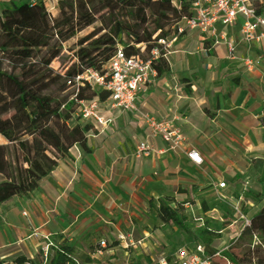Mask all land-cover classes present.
Segmentation results:
<instances>
[{"label":"crops","instance_id":"crops-1","mask_svg":"<svg viewBox=\"0 0 264 264\" xmlns=\"http://www.w3.org/2000/svg\"><path fill=\"white\" fill-rule=\"evenodd\" d=\"M232 36L237 43L235 59H221L225 47L212 43L204 60L208 70L198 67L195 61L200 60L194 52L168 51V73L154 79L138 103L145 113L175 118L173 125L182 131L186 147L201 155V168L184 153H160L157 139H149L154 151L148 157L135 158V148L148 132L137 119L106 109L101 116L111 123L105 129L93 124L97 133L88 139L90 154L74 146L69 158L60 161L28 197L12 195L0 204V264H15L16 259H24L23 264H55L57 253H50L57 252L60 245L69 248L70 257L79 262L88 256L102 264H131L130 255L139 259L144 246H151L139 218L141 209L151 200L161 205L162 196L173 187L180 192L189 185L191 173L207 168L205 159L220 160L212 146L227 140L240 152V160L264 161V123L260 119L264 40L247 47ZM197 38L212 42L196 31L174 42ZM244 57L260 60L259 66L247 70ZM219 69L234 73L230 93L228 86L223 91L214 86L225 79L217 73ZM194 70L196 80L191 75ZM196 87L204 90L196 91ZM119 235L130 236L133 245L125 248V242L116 240ZM101 240L107 242L106 249L98 247ZM90 242H96V250L87 252Z\"/></svg>","mask_w":264,"mask_h":264},{"label":"trees","instance_id":"trees-1","mask_svg":"<svg viewBox=\"0 0 264 264\" xmlns=\"http://www.w3.org/2000/svg\"><path fill=\"white\" fill-rule=\"evenodd\" d=\"M193 1L50 0L46 4L28 0L23 5L28 20L20 21L16 2L0 0V204L12 195L28 197L60 161L69 158L74 146L90 154L88 139L97 131L91 123H79V102H104L107 94L86 86L76 89L75 77L88 69L101 72L118 45L127 56L152 61L158 76L168 73V50L160 41L178 39V24L190 17ZM252 4L256 14L264 12V0ZM9 24L15 26L8 29ZM96 24L100 35L76 51L74 62L62 74L55 72L51 64L74 27ZM67 90L70 93L65 94ZM53 120L61 123L63 132ZM184 204L161 208L150 204V208L162 226L196 239L185 225ZM217 237L205 227L197 240L207 246ZM234 247L239 254L228 250L223 255L229 263L264 264V205L241 229ZM70 254L60 245L55 264L69 262Z\"/></svg>","mask_w":264,"mask_h":264},{"label":"rangeland","instance_id":"rangeland-1","mask_svg":"<svg viewBox=\"0 0 264 264\" xmlns=\"http://www.w3.org/2000/svg\"><path fill=\"white\" fill-rule=\"evenodd\" d=\"M3 1H15L18 7L19 20H28L27 14L23 8V5L28 3V0ZM34 2H44L48 4L50 0H34ZM3 17L7 18V16ZM14 26L15 25L9 24L8 29ZM100 33L101 29L97 24L85 29L74 27L72 36L63 43L60 56L52 62V69L62 74L74 62L73 56L76 51L98 37ZM165 43L167 44L166 49L169 52L180 49H187L194 52L195 58L200 60L195 61L198 67L202 70H208L204 60L209 56L206 49L210 48L213 42L202 41L197 38L191 41L179 39L176 42L171 43L166 41ZM118 44L119 43H117V45ZM137 47L141 48L142 46ZM142 51L143 48H141V52ZM226 56V52L222 50L221 59ZM195 70L191 75L196 80L194 75H197V72ZM219 72L225 76V79L214 82V86H216L217 90L221 89L222 91L224 87L228 86L227 91L230 93V88H233L231 80L233 79L232 75L234 73L229 72L227 69H219L217 73ZM180 87L184 90L186 86L182 84ZM199 90L203 91L204 88L196 87V91ZM68 93H70L69 90L65 92V94ZM106 109V104H102L100 115L106 113ZM53 123L63 132V128L59 121L53 120ZM89 123L93 124L94 122ZM259 140H261V137H259ZM197 148L202 150L204 147L197 146ZM211 150L217 153L220 160L212 159L211 162L205 159L207 168L191 173V183L182 186L183 189H179V191L181 190L182 192H176L173 187L162 196L164 203L160 205L154 200H151L141 209V217L139 218L144 223L142 227L143 230L148 233L151 246H144L145 251L141 252V257L139 259L130 255L128 261L131 264H157V261L161 259L159 258L161 254H163L162 258L166 261L168 260V264H175L176 252L179 248H185L189 250L191 254H194L197 244H201L203 248V254L200 255V257L202 259L208 258L210 264H226L222 257L228 250L232 251L235 255L239 254L240 249L234 247L236 236L243 227V220H241L239 216L243 215L245 218L249 219L264 205V161L255 160L257 161L255 163V161L250 158L240 160V152L235 145L229 143L227 140H224L222 144L218 146H212ZM246 181L248 182V186H245ZM220 182L226 184V187L222 190L217 188ZM179 193H183V195H179ZM177 203H185L182 212V215L185 217V225H191L194 219H202L205 223V227L217 233L218 237L213 239L206 246L200 241L193 239L189 233H185L179 229H170L167 226H162L154 214L153 209L150 208V204L161 208L164 205L176 207ZM134 224H136V222ZM95 243L96 242H90L89 245H91V248H87L86 251H95ZM225 247H227V250L221 252ZM52 252L53 253H50V255L57 253L56 250H52ZM216 253H219V255H215ZM86 259L93 264H102L101 261L91 259L88 256L80 259V262L83 263L87 261ZM23 262L26 261L24 259L15 260V264H23Z\"/></svg>","mask_w":264,"mask_h":264},{"label":"built area","instance_id":"built-area-1","mask_svg":"<svg viewBox=\"0 0 264 264\" xmlns=\"http://www.w3.org/2000/svg\"><path fill=\"white\" fill-rule=\"evenodd\" d=\"M29 1L32 2L33 0ZM233 30L235 31L232 35H236L238 43L247 47L253 43L262 42L264 40V12L256 14L252 0H194L191 3L190 17L183 19L178 24L177 35L181 36L196 31L201 36L211 40L214 45L224 46L227 57L234 60L237 43L232 38L233 36L229 35V33H233ZM174 40L170 42L172 43ZM160 44L164 47L167 46L164 41H160ZM152 57L153 60L157 59L158 52L156 50L152 52ZM242 61L247 70H253L259 66L260 60L244 57ZM151 62L150 60L143 61L136 56H127L118 45L101 72L88 69L75 77L76 89L78 86H86L93 91H103L107 94L104 102H99L96 99L79 102V123L94 122V125L105 129L111 123V120L104 119L100 115V109L102 104H106L108 111L118 112L132 119H137L144 131L148 132L145 138L136 146L135 158L148 157L154 151L149 147L148 141L149 139H157L161 147L160 153H184L195 167L201 168L204 164L201 155L196 150L186 147V140L182 131L173 125L175 118H158L143 112L138 106L139 100L146 93L148 85L158 77L157 72L152 68ZM260 119L264 123V109L260 112ZM245 186H248L247 181ZM225 187L224 182L217 185L220 190ZM239 217L243 220V227L249 226L248 218L243 215ZM189 227L197 240L199 234L205 229V223L202 219H194ZM239 234L240 232L237 234L236 239ZM116 240L125 242V248L133 245L130 236L119 235ZM253 242L255 243L256 240L254 239ZM107 246L105 240L98 242L100 249H106ZM195 250L196 252L191 254L189 250L179 248L176 252L175 264H210L208 258L202 259L200 257L203 254L201 244H197ZM226 250L227 247L223 248L221 252ZM215 255H219V253ZM162 257L163 254L159 256L161 259L157 261V264H168V260L166 261ZM222 258L226 264H230L224 257ZM65 264L84 263L71 258Z\"/></svg>","mask_w":264,"mask_h":264}]
</instances>
